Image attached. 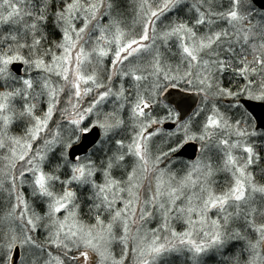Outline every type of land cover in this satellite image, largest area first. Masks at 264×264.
I'll return each mask as SVG.
<instances>
[{"label": "snow or ice", "instance_id": "1", "mask_svg": "<svg viewBox=\"0 0 264 264\" xmlns=\"http://www.w3.org/2000/svg\"><path fill=\"white\" fill-rule=\"evenodd\" d=\"M0 264H264V0H0Z\"/></svg>", "mask_w": 264, "mask_h": 264}]
</instances>
